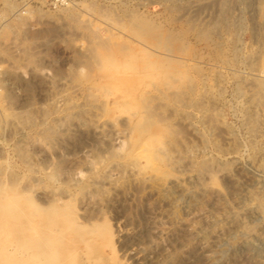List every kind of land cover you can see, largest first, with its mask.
Returning <instances> with one entry per match:
<instances>
[{"label": "rangeland", "instance_id": "obj_1", "mask_svg": "<svg viewBox=\"0 0 264 264\" xmlns=\"http://www.w3.org/2000/svg\"><path fill=\"white\" fill-rule=\"evenodd\" d=\"M0 264H264V0H0Z\"/></svg>", "mask_w": 264, "mask_h": 264}, {"label": "bare ground", "instance_id": "obj_2", "mask_svg": "<svg viewBox=\"0 0 264 264\" xmlns=\"http://www.w3.org/2000/svg\"><path fill=\"white\" fill-rule=\"evenodd\" d=\"M162 144V143H161ZM161 152V151H160ZM134 153V152H133ZM138 155V154H137ZM43 214V213H42ZM39 215V214H38ZM46 215H48V214H46ZM33 217V216H32Z\"/></svg>", "mask_w": 264, "mask_h": 264}]
</instances>
